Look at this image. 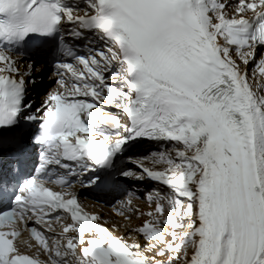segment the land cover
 <instances>
[{
	"label": "snow or ice",
	"instance_id": "snow-or-ice-1",
	"mask_svg": "<svg viewBox=\"0 0 264 264\" xmlns=\"http://www.w3.org/2000/svg\"><path fill=\"white\" fill-rule=\"evenodd\" d=\"M258 48L264 0H0V202L11 203L0 212L10 229L0 230V264H264ZM45 70L55 88L33 111L29 92ZM144 143L155 150L129 152ZM29 146H39L40 176L17 184ZM81 173V186L99 191L119 178L170 190L147 196L154 212L134 230L144 245L115 235L75 191L46 186L56 176L71 189ZM130 205L118 214L128 219ZM61 210L71 222L55 233ZM21 221L43 227L29 230L35 245L17 240Z\"/></svg>",
	"mask_w": 264,
	"mask_h": 264
},
{
	"label": "bare ground",
	"instance_id": "bare-ground-1",
	"mask_svg": "<svg viewBox=\"0 0 264 264\" xmlns=\"http://www.w3.org/2000/svg\"><path fill=\"white\" fill-rule=\"evenodd\" d=\"M229 3L232 4V6L234 7V6H235V3H236V0H229ZM230 12H231V9H230ZM245 15H246V17H250V16L252 15V13L249 11V12H246ZM233 54H234V56H235V53H233ZM257 60H259V59H257ZM238 62H239V60H238ZM21 64L24 65L22 61H21ZM251 65H252V64H250V65L248 66V70H250V73L252 72V73H251V76H252L254 70L258 72V69H256V68L254 69L253 67H251ZM24 66H25V65H24ZM243 67H244V66H243V64L241 63V68H243ZM25 69H26V66H25ZM45 74H46V72H44V75H43V82H44V81L46 80V78H47V74H46V76H45ZM249 76H250V75H249ZM251 76H250V79L252 78ZM44 77H45V78H44ZM49 78H50V77H48V80L50 81ZM260 80H261V78H255V80L252 81V83H253V88H254V89L256 88V81H259L261 84H263V81H262V80L260 81ZM49 84H51V85L49 86V88H50L54 83H49ZM42 87H43V86H42V84H41V85H40L41 94L39 95L40 90H37L36 93H35V97H31L30 99H33V100H34V99L36 98V100H38L39 97H40L41 95L45 94V93L48 91V89H49V88H48L46 92H42ZM43 90H44V89H43ZM260 94L264 95V88L261 89ZM34 104H35V103H34ZM34 104H33V105H34ZM37 107H38V106H37ZM37 107H36V108H37ZM33 110H34V109H33ZM167 146H170V145H167ZM143 151H144V150H142V151H140V152H143ZM148 152H150V151H148ZM160 167H163V166H160ZM145 187H147V186L145 185ZM167 191L170 192V190H167ZM147 196H148V195H147ZM147 196L144 197V199H143V201H142L141 203H138V204H137V206H138L137 209H135V208H134V205L131 204L130 207L133 209V211H132L131 213H129V212H127V211L124 212V216H127L128 219H125V218L122 217L121 215L116 214V213L112 212L111 210H109V209H107V208H105V207H103V206H100V212L103 213L107 218H109V219L117 218L119 221L121 220V221L127 223V227H125V226H123V227H119V229L116 231V233H117V234H121L122 236H125V237H124L125 240H127L129 243H131L133 239L138 240V241L141 243V245H144V244L146 243V242L144 241L143 236L139 235V234L136 233L134 230H135V229H138L139 227H141V226L143 225V223H144L145 220H149V217H148V215H147V212H149V211H153L154 208H155V202H154V201L151 202V203H153L152 205H150L149 203H147V202H149V201L147 200ZM137 210H138V211H137ZM137 214H139L140 217H137ZM166 214H169V209L166 210ZM164 218H166V217H164ZM117 224H119V223H117ZM161 226H163L162 229H163L164 232H168V231H169L170 226H168V225H166V224H162ZM128 229L133 230V231L135 232V235H136V236H135V235H131V233L129 232ZM127 234H128V236H126ZM166 239H171V238H170V237H167ZM145 254L148 255L149 257L154 256V253H152V252H146ZM164 258H165V257H156V259H164Z\"/></svg>",
	"mask_w": 264,
	"mask_h": 264
},
{
	"label": "rangeland",
	"instance_id": "rangeland-1",
	"mask_svg": "<svg viewBox=\"0 0 264 264\" xmlns=\"http://www.w3.org/2000/svg\"><path fill=\"white\" fill-rule=\"evenodd\" d=\"M45 78V77H44ZM49 83H51L49 80H48V78H46V80L42 83V92H45L47 89H48V87L51 85V84H49ZM263 84H264V81H263ZM44 89V90H43ZM40 91H41V89H39ZM179 231V230H178Z\"/></svg>",
	"mask_w": 264,
	"mask_h": 264
}]
</instances>
